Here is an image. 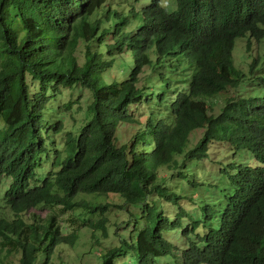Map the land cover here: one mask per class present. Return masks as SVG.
I'll list each match as a JSON object with an SVG mask.
<instances>
[{
	"label": "trees",
	"instance_id": "trees-1",
	"mask_svg": "<svg viewBox=\"0 0 264 264\" xmlns=\"http://www.w3.org/2000/svg\"><path fill=\"white\" fill-rule=\"evenodd\" d=\"M112 1L0 0V252L53 264L55 248L73 245L81 228L108 241L107 218L93 216L123 202L142 210L129 243L138 264L173 257L163 233L184 222L181 264H264V0ZM241 39L245 51L256 48L247 74L234 60ZM75 87L90 99L69 128L71 105L56 98ZM230 91L243 94L215 113ZM125 124L134 132L118 144ZM218 144L257 165L220 167L223 183L206 181L215 195L199 210L189 190L200 191L199 163ZM108 194L119 204L97 201ZM39 207L58 214L41 218ZM119 250L110 246L100 264H114Z\"/></svg>",
	"mask_w": 264,
	"mask_h": 264
},
{
	"label": "rangeland",
	"instance_id": "rangeland-1",
	"mask_svg": "<svg viewBox=\"0 0 264 264\" xmlns=\"http://www.w3.org/2000/svg\"><path fill=\"white\" fill-rule=\"evenodd\" d=\"M138 0H125L123 4L122 0H116L112 1L111 4L118 5V7L121 8L123 5L124 7H127L129 5L135 6L136 8H139L141 5L138 4ZM132 28V24L128 27V29ZM245 39H241L237 42V47L234 50V60L236 63V66L240 69H242L246 74L248 70V65L250 64L252 58L255 56V50L256 48L253 47L250 52L245 51ZM106 43L110 45L112 43L111 37H108L106 40ZM93 50L94 48L91 47ZM263 52V50H262ZM114 55V53H113ZM116 55V54H115ZM118 56V55H117ZM127 59L128 56L124 55ZM261 63L264 65V56L261 57ZM161 69H155L154 74H156ZM149 74L150 69L145 68L143 69V74L140 75L143 76L144 74ZM259 73V72H258ZM108 74V73H107ZM250 86L249 84H245V92H249ZM59 96L56 98V104L59 108L64 107L70 103L71 105V118L66 119V126L71 127L75 126L77 127L84 116V111L86 108V105L90 99L89 92L87 90L81 89L80 87H75L73 91L69 90H63L60 89L58 91ZM243 94L242 91H238L236 94V91H230L223 93V96L219 98L218 105L214 106L215 113L219 111V108L223 105L224 99L226 97H236L241 96ZM153 101V100H152ZM151 101V102H152ZM154 102V101H153ZM154 105V104H153ZM80 107V110L78 108ZM152 106L150 104V101L146 103L145 106H140L135 110V115L139 116L145 112V110L148 108L150 109ZM64 110V108H62ZM69 111V112H70ZM162 112L165 113V110L162 109ZM134 132V127L130 124H125L120 127L118 130V144L123 143L124 141H128ZM202 137V131L198 130L193 132L190 135V147L194 146ZM223 144V143H222ZM218 144L214 148L211 149V155L209 158L204 159L202 162L199 163V174L202 173V186L200 187V191H191V194L194 197L193 199V206H195L197 209H201L202 206L206 205V202L213 200V196L215 195L213 192H211L210 187H207L206 181H210V183H213L214 180L216 182L223 183L222 178H224L222 173L218 172V169L220 167H223L225 164H231L236 163L239 165H245L248 167L256 166L257 162L252 158V156L248 152L244 151H235L232 149L229 145H222ZM46 164H49L46 162ZM229 172H231V169H228ZM195 172V170H194ZM209 173V174H208ZM167 175V172L164 174ZM44 174H39L37 176V180L42 179ZM49 176V175H48ZM4 179H7L4 177ZM174 181V179H173ZM4 183V182H3ZM115 195L108 194L101 196L97 199L98 202L107 203L106 201H112V198ZM78 199H85V200H92L93 197L91 196H79ZM4 200L3 193L1 191L0 186V202ZM113 204H119L117 201H112ZM165 207V206H164ZM166 208V207H165ZM9 217L7 220L12 221L13 218L11 217V213L9 214L7 212V209H2ZM36 215H38L41 218L46 217L49 214H58V209H54L52 207H39L36 209V211H32ZM66 216H60L58 218L60 224L61 222H65ZM107 218L108 220L106 227H105V233L108 236V241L103 240L102 238V232L97 230H90L88 228H81L80 231L77 233V239L73 245H61L55 248L50 261L53 264H100L101 262V255L110 248V246H114L119 248V255L114 260V264H138V260L136 257L132 254L131 250L129 249V243L130 239L132 237H136L138 232L142 228V210L139 205H127L125 203H121V208L118 210L114 208L113 206L108 209V211L102 215L96 214L95 217L93 216V219H99V218ZM186 226V222L182 224L181 228H176L173 232H164L163 236L166 240H169L173 243V245L178 248L173 254V257H162L159 258L156 261V264H181V258H180V252L184 250L185 248V242L182 240L180 236V230L184 229ZM126 240L127 245H124L121 241ZM111 240V243L109 242ZM1 241V238H0ZM0 261L5 264H17L14 262V258L10 257L5 260V252H0Z\"/></svg>",
	"mask_w": 264,
	"mask_h": 264
}]
</instances>
